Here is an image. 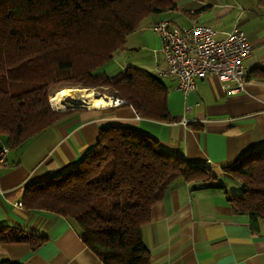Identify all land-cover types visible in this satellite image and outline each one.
Listing matches in <instances>:
<instances>
[{"label": "trees", "instance_id": "trees-1", "mask_svg": "<svg viewBox=\"0 0 264 264\" xmlns=\"http://www.w3.org/2000/svg\"><path fill=\"white\" fill-rule=\"evenodd\" d=\"M174 8L173 0H0V138L18 149L62 118L69 109L51 110L46 102L60 82L99 87L127 100L141 117L168 120L159 75L134 65L113 75L98 69L125 49L127 36L145 17ZM25 71L28 76L21 74ZM246 78L264 79V65ZM225 170L243 185L227 198L233 212L247 215L256 226L264 218V147ZM178 178L223 187L206 165L188 163L147 134L107 125L75 166L28 185L22 203L72 220L103 264H150L141 229ZM44 240L34 232L0 227V242L26 241L37 247Z\"/></svg>", "mask_w": 264, "mask_h": 264}, {"label": "crops", "instance_id": "crops-1", "mask_svg": "<svg viewBox=\"0 0 264 264\" xmlns=\"http://www.w3.org/2000/svg\"><path fill=\"white\" fill-rule=\"evenodd\" d=\"M173 1L178 8L177 1L183 0ZM194 1L203 3L205 12H214L202 16L200 22L193 18L198 10L192 8L186 12L191 19L180 26L207 24L221 37L237 25L251 47L243 69L248 73L264 65V0H235L237 5L229 0L221 7L217 0ZM167 15L155 16L130 33L147 50V55L140 54L145 66L137 67L155 75L167 63L159 35L151 26L159 18L170 19ZM113 61L114 56L98 70H106ZM159 78L166 88L168 120L141 117L125 99L105 108H70L21 148H9L0 162V227L34 232L45 240L37 247L26 241L0 242V262L103 264L82 241L72 220L49 210L28 208L22 197L28 185L75 166L96 145L102 127L117 125L151 136L160 147L182 155L188 163L206 165L214 182L223 185L205 186L184 178L172 183L141 229L150 264H264V218L253 226L247 215L233 212L227 198L240 193L243 185L225 170L264 147V79H247L243 90L231 94L217 77L208 75L196 78L195 88L184 95L175 77ZM4 141L1 137L0 144Z\"/></svg>", "mask_w": 264, "mask_h": 264}, {"label": "built area", "instance_id": "built-area-1", "mask_svg": "<svg viewBox=\"0 0 264 264\" xmlns=\"http://www.w3.org/2000/svg\"><path fill=\"white\" fill-rule=\"evenodd\" d=\"M151 29L159 35L167 63V67L159 70L158 75L175 77L184 95L195 88L196 78L208 75L217 77L228 93L244 89L247 72L242 63L249 56L251 47L244 31L237 25L225 31L221 37L216 36L217 30L210 25L194 23L178 26L167 18L154 22ZM123 101L120 99L114 104ZM8 150L5 143L0 144V162Z\"/></svg>", "mask_w": 264, "mask_h": 264}, {"label": "rangeland", "instance_id": "rangeland-1", "mask_svg": "<svg viewBox=\"0 0 264 264\" xmlns=\"http://www.w3.org/2000/svg\"><path fill=\"white\" fill-rule=\"evenodd\" d=\"M210 1H212V0H210ZM217 1L219 2L220 7H221V5H225L226 3H229V0H217ZM231 2L233 3V5L238 4V3H235V0H232ZM222 3H224V4H222ZM177 4H178L177 5L178 8H174L171 11L167 12L168 14H170L167 16H168V18H170L172 20V22H175L173 24L178 25V26L186 24L187 20L191 19L190 14H187L186 12H188V10H191L192 8L198 10L196 12V15L194 14L195 16L193 18H196V20H198L200 22H201V20H203L202 16L203 17L209 16V15L211 16V13L214 12V10H210L209 12H205L206 10H204L205 8H203L204 4L199 3L197 1H194V0L177 1ZM201 8H203V9H201ZM173 15H177V16H174L175 19H174ZM154 17H155V15H153V14L149 15L143 19L142 23L147 24L148 22L152 21V19ZM130 36H131L130 34L127 36L126 43H125L126 44L125 49L120 50L119 52H116V54L114 55V61L112 62V65H110V66L108 65L107 68H104L106 70H103V71H105L106 74L113 75V74L117 73L118 71L123 70L125 67H127V65H135V66H140V67L145 66V65H143V63L140 59L141 58L140 54H141V56L147 55L146 54L147 50L144 49L142 47V44H140L138 41L135 42L133 40L134 37L131 36V38H130ZM131 46H134L135 48H131ZM21 74H23L24 76H28V71L21 72ZM9 80H10V78L8 77L7 81H9ZM20 80H24V79H20ZM13 87L11 89L9 86H7L9 91L13 90ZM59 87H91L96 91L97 94L101 93L99 87L84 86L79 82H77V83L60 82L58 84H54L52 86V88L50 89L49 94L47 95V98H46L47 106L51 110L60 111V110L54 109L49 103V96L55 90H57ZM102 88H105V87H102ZM75 96L80 97L78 94H76ZM79 107H82V106H79ZM74 108H78V107H74ZM62 110H65V109H62Z\"/></svg>", "mask_w": 264, "mask_h": 264}, {"label": "bare ground", "instance_id": "bare-ground-1", "mask_svg": "<svg viewBox=\"0 0 264 264\" xmlns=\"http://www.w3.org/2000/svg\"><path fill=\"white\" fill-rule=\"evenodd\" d=\"M78 94L80 97H76ZM106 93L97 94L91 87H61L49 96L50 105L57 110L86 106L89 108H105L120 100Z\"/></svg>", "mask_w": 264, "mask_h": 264}, {"label": "water", "instance_id": "water-1", "mask_svg": "<svg viewBox=\"0 0 264 264\" xmlns=\"http://www.w3.org/2000/svg\"><path fill=\"white\" fill-rule=\"evenodd\" d=\"M116 99V98H115ZM66 109H70V108H66Z\"/></svg>", "mask_w": 264, "mask_h": 264}]
</instances>
